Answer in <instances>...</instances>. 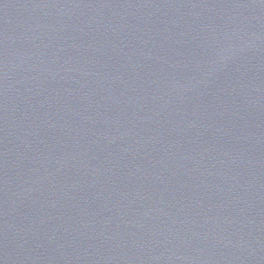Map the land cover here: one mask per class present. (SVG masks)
<instances>
[{"label": "water", "instance_id": "water-1", "mask_svg": "<svg viewBox=\"0 0 264 264\" xmlns=\"http://www.w3.org/2000/svg\"><path fill=\"white\" fill-rule=\"evenodd\" d=\"M0 264H264V0H0Z\"/></svg>", "mask_w": 264, "mask_h": 264}]
</instances>
